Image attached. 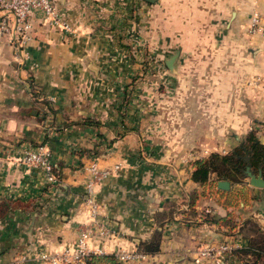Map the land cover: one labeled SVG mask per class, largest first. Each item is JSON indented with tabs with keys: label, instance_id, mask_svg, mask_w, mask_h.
I'll list each match as a JSON object with an SVG mask.
<instances>
[{
	"label": "crops",
	"instance_id": "crops-1",
	"mask_svg": "<svg viewBox=\"0 0 264 264\" xmlns=\"http://www.w3.org/2000/svg\"><path fill=\"white\" fill-rule=\"evenodd\" d=\"M132 4L137 8L135 0H56L70 31L33 13V40L23 49L11 44L12 34L0 37V201L25 204L0 218V264H42L39 254L75 243L91 220L86 167L92 160L102 168L119 164L91 194L96 221L110 231L105 240L88 243L101 253L137 249L162 223L160 249L148 255L146 264H214L200 251L220 244L245 247L248 219L264 230L263 188L247 180L230 183L229 190L241 191L238 207L223 205L221 193L200 196L190 207L189 194L200 184L191 179L192 164L181 161L194 152L228 151L250 130L264 144V41L255 37L249 55L243 31L255 13L264 26V0H176L175 27L168 14L162 21L166 44L161 55L170 47V31L180 43L193 32L198 34L193 39H240L244 45L235 65L229 43L213 48L214 75L204 80L208 91L194 90L202 81L173 79L160 68L166 90L159 97L154 77L128 81L137 68L133 58L141 53L128 56L112 41L124 22L128 40L138 36L150 47L148 56L159 55L151 49L152 18L142 29L137 17L131 18ZM192 9L198 23L207 21L208 30L193 31ZM182 67L177 65V73ZM138 88L148 95L138 98ZM39 144L50 151L58 183H48L40 169L20 161L25 149ZM210 181L220 190L215 174ZM229 211L238 222L234 229L204 220L203 214L218 219ZM238 261L234 254L224 255V264Z\"/></svg>",
	"mask_w": 264,
	"mask_h": 264
},
{
	"label": "built area",
	"instance_id": "built-area-1",
	"mask_svg": "<svg viewBox=\"0 0 264 264\" xmlns=\"http://www.w3.org/2000/svg\"><path fill=\"white\" fill-rule=\"evenodd\" d=\"M33 13H39L51 26L63 28L70 31L68 22L59 14L56 7V0H0V37L4 34H12L9 38L11 44L17 50H21L26 44L33 40V25L31 17ZM11 23V26H10ZM249 32L260 35L264 39V26L260 22V17L255 13L251 17ZM20 161L28 166L40 169L45 179L50 184L58 183L59 177L55 174L50 161V151L39 144L33 148L25 149L22 152ZM119 168V164L112 167L102 168L96 160L88 163L86 170L89 178L86 182V192L88 199V212L90 223L83 227L75 241L68 248L61 251L43 252L37 259L43 264H86V258L91 253L101 254V248H90L88 245L92 239L105 240L109 237L110 231L96 221L98 212L97 204L91 197L93 187L99 184L105 177ZM232 247L227 244H220L217 247H207L200 251V255L210 258L214 264H224V255ZM116 258L122 261H136L138 264H146L148 255L133 250L130 252L120 250L114 253ZM26 260L25 257L22 258Z\"/></svg>",
	"mask_w": 264,
	"mask_h": 264
},
{
	"label": "rangeland",
	"instance_id": "rangeland-1",
	"mask_svg": "<svg viewBox=\"0 0 264 264\" xmlns=\"http://www.w3.org/2000/svg\"><path fill=\"white\" fill-rule=\"evenodd\" d=\"M135 3H137V8L133 7L134 3L132 4V6H130V8H128V10H130L129 13L132 15L131 18H134V16H136L142 29L145 28L146 23L148 25L149 18L150 17L152 18L154 40H153V46L151 49L154 50L152 51V53L158 52L159 55H154L153 58H151L152 56L151 57L148 56L150 52V47L145 46L143 41H140L139 39H137L138 36L134 40H131V41L128 40L125 37L126 36L125 33L128 32V27L124 24V22L123 23L120 22L119 24L117 23L119 27L117 26L118 27V29L116 30L117 33L112 38L114 47H116L122 53L127 54L128 56L129 54L132 53V51H137L141 53V56L138 58V60L133 58L134 62H132L133 63L132 65L133 66L135 65L137 68L136 70H131L129 72L128 81L130 82L131 81L132 82L144 81L145 82V80H147L149 77H154L156 81L154 92L156 96L159 97V95L162 94L166 90L164 85L160 84V75H161L160 68L162 69L163 67V69H165V71H167V73L173 79L180 78L181 80L202 81L203 84H199V86L194 90L208 91L209 90L208 84L204 83V80L207 82L208 80H211L213 78L212 76L214 75V72L212 71L214 67L211 65L212 61L214 60V57L211 56V54L213 53L214 47L224 49V47L227 46L226 43H229L230 46H232V48L234 49V52H232L233 54L232 63L233 65H235L236 63H239V59L241 57L240 56L241 54L240 46L244 45L243 40L241 41L240 39H233L231 41H222V42L219 41L218 42L212 39V37L197 40V39H193V37L197 36L198 34H195L193 32H191L189 35H186V37L189 38L188 40H186L184 43H180V42H175V38L170 31V33L168 34L170 47L168 50H166L167 54L161 55L160 53L161 49L166 44L165 42L166 36L164 34H161L162 21L164 20L166 21V14H168L171 23H173L175 27L176 0H168V7L166 6V0H154L152 2H148L146 0H135ZM134 10H135V13H132ZM193 15L194 14H193V9H192V14L190 16L192 19L191 25L193 27V31L200 32V31H203L204 29L208 30V25H206L207 21L203 23H198L200 20H197L198 17L195 18V16ZM193 20H197V22H194ZM243 31L246 34V39L248 42V47H247L248 54L251 55V52L253 51L255 47L254 46L255 37H258V38L260 37L263 41L264 39L260 35L250 33L249 25H247L246 27H243ZM252 42H253V45H252ZM196 50L200 53V55H195L194 53H192V52H196ZM173 55H176V58L173 62L172 69H169L166 65V60L169 59ZM220 57L222 56H218V58ZM178 64L183 66L182 68H180V73H177L176 67ZM234 74H235V71H234ZM257 80H259V78ZM134 84L135 83H131L130 85L133 86ZM171 85H172V82L169 83V86ZM132 91H133V87L126 88L125 94L126 93L130 94ZM135 91H136L135 95L138 98L145 97L146 95H148V90L144 88H138ZM169 91H171V88H169ZM225 152H217V153L224 154ZM210 153L211 152H207V151H204V153L202 152L201 154L197 152L190 153L186 157H184L181 161L182 163L187 164V165L192 164V161L194 159L207 156ZM245 180L248 181V177H246ZM134 250L138 251V249H134ZM124 251L130 252L133 250H124ZM249 259L250 260H248L247 264H252L251 262L252 258H249ZM238 262L239 264H245L243 260H239ZM119 264H138V262L129 260V261H122Z\"/></svg>",
	"mask_w": 264,
	"mask_h": 264
},
{
	"label": "trees",
	"instance_id": "trees-1",
	"mask_svg": "<svg viewBox=\"0 0 264 264\" xmlns=\"http://www.w3.org/2000/svg\"><path fill=\"white\" fill-rule=\"evenodd\" d=\"M90 123V122H89ZM91 156L94 154L86 150ZM54 170V168H53ZM246 170L253 174L261 172L264 178V144L261 143L254 130H250L239 143L224 154L211 152L209 155L196 158L192 161L191 179L200 184V190H195L189 194L188 205L192 207L200 196L206 194L221 193L223 205L226 207H238V198L241 196L239 190H217L214 182L210 181L211 175L215 174L218 180H227L232 185L244 182ZM56 174V170H54ZM25 206L21 201L1 200L0 218L12 210ZM174 208H169L168 214H172ZM166 214V216H169ZM204 220L209 223H216L225 226L228 230L237 227L236 215L229 211L226 216L215 219L209 214H203ZM163 216V215H162ZM165 216V215H164ZM162 224V223H161ZM160 224V225H161ZM158 225V227H162ZM158 227L153 231L150 239L140 241L138 251L152 255L160 249L162 230ZM245 229L249 232L247 245L242 248H231L227 254H234L239 260L247 264L252 258V264H264V230L253 220L245 222ZM119 260L114 253H91L86 258V264H119Z\"/></svg>",
	"mask_w": 264,
	"mask_h": 264
},
{
	"label": "water",
	"instance_id": "water-1",
	"mask_svg": "<svg viewBox=\"0 0 264 264\" xmlns=\"http://www.w3.org/2000/svg\"><path fill=\"white\" fill-rule=\"evenodd\" d=\"M146 1L152 2L154 0H146ZM175 58H176V55H173L169 59L166 60V65L169 69H172ZM246 175L248 177L249 185H251L252 187L264 189V178L262 177L261 172H259L258 174H253L249 170H246ZM217 188L220 190L227 191L230 189V183L227 180H218Z\"/></svg>",
	"mask_w": 264,
	"mask_h": 264
}]
</instances>
